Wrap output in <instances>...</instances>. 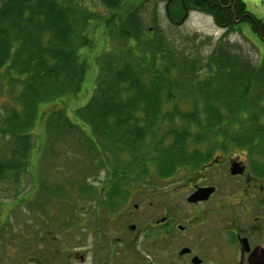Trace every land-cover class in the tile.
<instances>
[{
  "label": "trees",
  "instance_id": "obj_1",
  "mask_svg": "<svg viewBox=\"0 0 264 264\" xmlns=\"http://www.w3.org/2000/svg\"><path fill=\"white\" fill-rule=\"evenodd\" d=\"M87 1L0 0V71L9 82L20 81L7 116L0 118L11 156L0 163V179L6 168L17 167L19 180L33 144L27 130L37 105L69 93L76 97L92 63L98 82L77 115L91 129L87 139L97 165L108 173L122 166L134 179L151 173L164 178L179 167L197 166L194 158L201 156L187 152L189 143L212 135L215 144L251 149L253 159H263L264 173V62L253 65L218 41L198 69L197 57L165 32L145 28L144 0H100L101 12L90 10ZM165 2L170 23H182L185 11H199L227 30L246 21L264 37V21L241 0ZM87 52L96 53L93 60Z\"/></svg>",
  "mask_w": 264,
  "mask_h": 264
},
{
  "label": "flooded vegetation",
  "instance_id": "obj_2",
  "mask_svg": "<svg viewBox=\"0 0 264 264\" xmlns=\"http://www.w3.org/2000/svg\"><path fill=\"white\" fill-rule=\"evenodd\" d=\"M197 145L187 151L201 156L194 158L197 166L158 181L103 182L94 232L71 243L68 232L60 239L32 232L33 264H264L262 160L253 159L251 149L231 150L230 141L215 144L213 135ZM43 237L47 245L71 247L66 254L51 251L53 245L41 251Z\"/></svg>",
  "mask_w": 264,
  "mask_h": 264
},
{
  "label": "rangeland",
  "instance_id": "obj_3",
  "mask_svg": "<svg viewBox=\"0 0 264 264\" xmlns=\"http://www.w3.org/2000/svg\"><path fill=\"white\" fill-rule=\"evenodd\" d=\"M241 1L249 13L264 21V0ZM87 4L90 10L96 12L104 9L100 0H88ZM140 11L145 28L158 27L165 32L176 47L197 57L198 69H204L206 58L218 41L230 44L231 49L243 54L253 65L260 66L264 62V37L261 35L259 39L246 21L235 26L237 29L227 30L218 27L210 14L189 11L182 23L173 24L166 17L165 0H144ZM95 55L96 53L92 56L87 52L85 57L93 60ZM200 72L205 73L203 70ZM97 74V66L92 63L76 97L69 93L56 101L37 105L34 124L27 130L33 134V144L20 178L14 181V172L18 170L14 167L6 168L5 177L0 179V262L35 263L32 232L37 230L52 232L51 238L58 239L63 238L64 232H68L69 243L74 237L78 239L86 232H94L101 224L95 207L97 191L103 182H141L148 177L150 181L162 179L154 173L147 175V178L144 176L143 179H134L125 173L128 171L122 166H114L111 174L97 165V157L87 139V135L92 133L91 129L86 130L85 124L77 115L78 108L83 107L94 92L98 82ZM8 77L5 71H0V118L7 116L9 105L20 89V81L9 82ZM59 115L63 117L60 119ZM9 138L8 133L0 131V163L6 162L9 156L6 154ZM197 146L189 143V153ZM261 160L263 165V159ZM181 173L184 176L185 170ZM44 238L40 242L41 251H45L42 246L51 248L53 245L51 251L56 249L62 252H56L57 254H66L71 247L69 243L47 245ZM39 254L47 256V253ZM60 260L56 259L57 262ZM45 264H48L47 261ZM75 264H80L78 259Z\"/></svg>",
  "mask_w": 264,
  "mask_h": 264
}]
</instances>
